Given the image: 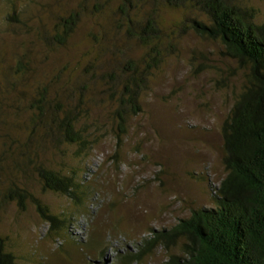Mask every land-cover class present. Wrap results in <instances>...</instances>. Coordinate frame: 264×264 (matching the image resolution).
Here are the masks:
<instances>
[{"label":"rangeland","instance_id":"374dc122","mask_svg":"<svg viewBox=\"0 0 264 264\" xmlns=\"http://www.w3.org/2000/svg\"><path fill=\"white\" fill-rule=\"evenodd\" d=\"M124 1L0 0V235L19 264H86L81 248L87 243L78 242L94 234L109 245L111 260L193 209L210 208L212 190L225 175L221 126L242 92L245 71L223 55L218 41L195 32L194 22H208L192 5L130 0L136 21L149 15L157 21L160 63L140 97L142 111L118 143L106 74L124 77L125 64L143 62L150 51L128 35L119 11ZM239 2L264 21V0ZM75 11L74 34L53 46L59 21ZM45 89L50 114L80 113L78 143L59 142L58 132L47 133L33 120L31 106ZM38 167L71 177L81 201L44 190ZM14 184L58 218L79 221L49 235L32 201L22 210L6 198ZM166 259L158 248L143 264Z\"/></svg>","mask_w":264,"mask_h":264},{"label":"trees","instance_id":"16d2710c","mask_svg":"<svg viewBox=\"0 0 264 264\" xmlns=\"http://www.w3.org/2000/svg\"><path fill=\"white\" fill-rule=\"evenodd\" d=\"M168 3L173 7L192 5L203 14L208 23L194 22L192 28L200 36L218 41L223 46V55L245 71L242 92L221 126L225 175L212 190L210 208L193 209L190 217L181 219L175 226L154 230L155 236L144 238L136 249H119L110 260L106 257L109 245L99 235L79 241L80 246L87 243L81 248L84 262L143 264L156 249L162 248L167 253L162 264H264V21L258 20L255 8L242 6L239 0H168ZM129 4L130 0H125L119 9L127 23L128 35L150 51L143 62L128 61L122 70L124 77L106 74L107 92L116 103L114 118L119 144L129 119L142 111L140 97L148 86L152 70L160 63L157 50L160 29L156 19L149 15L136 21ZM79 20L77 11L62 18L50 43L64 45L74 34ZM46 95L45 89L39 94L41 98L34 100L33 120H38L47 133L58 132L55 134L59 142L78 143L80 113L62 108V117L50 114ZM89 171L83 174L84 183ZM37 174L44 190L81 201L76 194L80 185L71 177L46 167H38ZM6 198L22 210L32 201L41 219L49 225V235H59L62 229H69L79 221L58 218L16 184L9 188ZM7 241L0 235V264H19ZM55 241L61 246L64 244L61 238ZM175 248L179 249L178 253Z\"/></svg>","mask_w":264,"mask_h":264}]
</instances>
